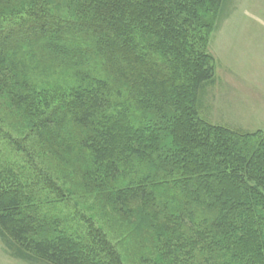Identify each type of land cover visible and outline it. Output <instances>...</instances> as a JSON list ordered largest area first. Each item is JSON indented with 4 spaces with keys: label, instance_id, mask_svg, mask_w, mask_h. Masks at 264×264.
Returning a JSON list of instances; mask_svg holds the SVG:
<instances>
[{
    "label": "trees",
    "instance_id": "16d2710c",
    "mask_svg": "<svg viewBox=\"0 0 264 264\" xmlns=\"http://www.w3.org/2000/svg\"><path fill=\"white\" fill-rule=\"evenodd\" d=\"M225 1L0 0V240L12 257L124 264L95 215L64 213L63 179L149 239L141 264H264V129L201 115Z\"/></svg>",
    "mask_w": 264,
    "mask_h": 264
},
{
    "label": "rangeland",
    "instance_id": "374dc122",
    "mask_svg": "<svg viewBox=\"0 0 264 264\" xmlns=\"http://www.w3.org/2000/svg\"><path fill=\"white\" fill-rule=\"evenodd\" d=\"M209 52L216 61V76L207 88L202 117L214 125L242 132L263 130L264 0L225 1L210 35ZM61 182L71 200L64 213L77 208L95 215L98 225L117 246L124 264H141V259L150 255L152 245L146 236L125 228L121 219L105 211L96 209L94 214L92 198L63 179ZM0 264L29 263L12 257L0 240Z\"/></svg>",
    "mask_w": 264,
    "mask_h": 264
}]
</instances>
